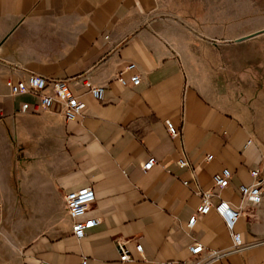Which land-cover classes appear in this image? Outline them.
Wrapping results in <instances>:
<instances>
[{
	"label": "crops",
	"instance_id": "1",
	"mask_svg": "<svg viewBox=\"0 0 264 264\" xmlns=\"http://www.w3.org/2000/svg\"><path fill=\"white\" fill-rule=\"evenodd\" d=\"M263 11L264 0H0V264H166L189 261L194 243L230 250L216 213L188 226L205 191L241 210L235 230L251 246L212 264H264V203L240 193L264 181V49L236 42L264 31ZM132 63L141 83L123 87ZM33 74L87 78L104 98L72 84L84 109L67 122L59 102L35 111L36 97L12 94L7 80ZM223 169L226 189L212 180ZM86 187L101 222L77 239L65 198Z\"/></svg>",
	"mask_w": 264,
	"mask_h": 264
},
{
	"label": "built area",
	"instance_id": "2",
	"mask_svg": "<svg viewBox=\"0 0 264 264\" xmlns=\"http://www.w3.org/2000/svg\"><path fill=\"white\" fill-rule=\"evenodd\" d=\"M135 64H128L127 67L119 73L117 81L123 87H136L141 83V77L138 73H135ZM126 73H130V76L126 77ZM13 95H31L38 99V103L34 105V110H49L52 106L59 102L62 105V114L67 122L75 121L81 116L84 109V104L79 100L71 88L72 84H80L86 88L90 94L99 102L104 98V88L93 86L87 78L80 77L74 80H56L48 79L38 75H30L27 81H18L14 83L11 80H7ZM51 87L52 92L46 93V90ZM29 104L22 106V111L30 110ZM168 133L171 137L178 136L179 131L170 121L166 122ZM212 155L206 157V161H211ZM157 161L155 158H150L144 165L143 170L145 172L150 171ZM180 169L189 168V163L185 159H180L178 162ZM252 176L257 179L259 177V171H253ZM232 177L231 172L228 169H223L213 175V185L220 189H226L229 186L230 179ZM188 185L187 182H184ZM240 193L243 201L251 206H259L264 203V181H258L252 185H241ZM211 191H205L202 193L201 204L197 208L196 214L190 219L188 226L193 228L198 216H206L211 212H214L222 219L225 227L230 231L232 236L233 246L230 250L226 251H209L206 252L204 247L199 243H194L190 246L189 251L191 258L189 261H176L166 264H212L213 262L224 259L232 254H240L251 246H245L242 242V236L236 232V225L241 218V210L234 208L231 204L225 201H221L217 205H213L211 202ZM96 195L92 187H86L77 191L69 193L66 198V208L70 217L73 219L72 233L75 238L82 239L86 231L92 229L100 224V219L88 217V212L91 205L95 202ZM122 262H127L131 258L128 250L123 243L118 244ZM136 250L142 253V246L136 245ZM80 264H87L84 259Z\"/></svg>",
	"mask_w": 264,
	"mask_h": 264
},
{
	"label": "rangeland",
	"instance_id": "3",
	"mask_svg": "<svg viewBox=\"0 0 264 264\" xmlns=\"http://www.w3.org/2000/svg\"><path fill=\"white\" fill-rule=\"evenodd\" d=\"M258 12V11H256ZM262 12V11H259ZM256 22L264 21V11L262 15L256 16ZM243 27V26H242ZM249 26H244L243 29H248ZM239 51H252V50H262L264 49V36L256 37L253 39H250L244 43H241L238 45Z\"/></svg>",
	"mask_w": 264,
	"mask_h": 264
},
{
	"label": "water",
	"instance_id": "4",
	"mask_svg": "<svg viewBox=\"0 0 264 264\" xmlns=\"http://www.w3.org/2000/svg\"><path fill=\"white\" fill-rule=\"evenodd\" d=\"M261 33H264V31H262ZM261 33H257V34H255V35H250V36H247V37L241 38V39L237 40L236 42H237V43H240V42H243V41L249 40V39H251V38H253V37H255V36H257V35H259V34H261Z\"/></svg>",
	"mask_w": 264,
	"mask_h": 264
}]
</instances>
